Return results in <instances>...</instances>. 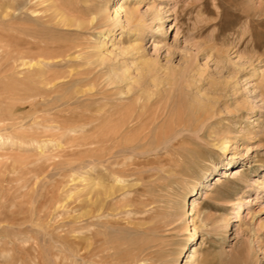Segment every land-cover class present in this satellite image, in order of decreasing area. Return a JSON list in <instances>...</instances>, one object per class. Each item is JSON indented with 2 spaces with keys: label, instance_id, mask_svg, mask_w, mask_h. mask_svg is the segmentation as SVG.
Returning <instances> with one entry per match:
<instances>
[{
  "label": "rangeland",
  "instance_id": "374dc122",
  "mask_svg": "<svg viewBox=\"0 0 264 264\" xmlns=\"http://www.w3.org/2000/svg\"><path fill=\"white\" fill-rule=\"evenodd\" d=\"M40 1L0 0V264H264V0ZM13 39L44 50L31 80ZM12 82L43 131L9 118ZM135 112L106 152L44 129Z\"/></svg>",
  "mask_w": 264,
  "mask_h": 264
},
{
  "label": "bare ground",
  "instance_id": "6f19581e",
  "mask_svg": "<svg viewBox=\"0 0 264 264\" xmlns=\"http://www.w3.org/2000/svg\"><path fill=\"white\" fill-rule=\"evenodd\" d=\"M143 1L144 0H140V1H138V3L141 4ZM45 2H46V0L45 1H40L39 3L44 4ZM48 2H49V0H48ZM117 9H118V7H117ZM117 9H116V12L118 11ZM119 9H121V8H119ZM21 10H23V9H21ZM96 10L93 9L94 12ZM93 13H92V16H94ZM16 14L17 13H11L10 14V17L12 18V20L16 19V18H23L25 16L24 12H20L18 17L16 16ZM123 15H124V19H125L126 23H130L132 27H135V26H137V25H139L141 23V22L139 23L138 20H137V8L136 7H134L133 9H130V7H129L128 9H126L124 11ZM99 17H100L99 13H95V17H93L91 20L98 19ZM48 20H50V19H48ZM60 20L63 21L65 24H70L72 22V20L69 19L68 16L67 17L61 16ZM116 20H117L116 21V25L119 26V29H122L124 27V24H123V21H122V17L118 16ZM17 29H19L22 34H24V32L27 31L26 28H23V27H20V28H17ZM131 29L133 31V28H131ZM13 32H14V30H13ZM99 34L102 37L107 38L109 35H112V30L110 28L109 29L107 28L106 31L100 32ZM11 38H13V36ZM14 38H16V37H14ZM21 39H24V38H21ZM20 41L21 42L18 43V41L16 42L13 39V40H11L9 42V44L7 46L8 53H9L10 60H11V65L13 67V70L18 68L19 69V73L27 74L29 76V78H30L29 80H31V79H33V77L30 74L29 70H27V69L29 67L31 68V67L37 66L41 62V59L43 58V54L42 53H43L44 50H42V48L39 47V46H36V47L33 48V47L27 45L28 43H26V42H28V41H26V40H20ZM141 48H142L141 45H137V47H136V49H138V50L141 49ZM23 52H25V53H23ZM28 52H30V54H28ZM38 70H39V68H37V67L34 68V72L35 73L38 72ZM14 73H16V72H14ZM25 79L27 80V78H25ZM26 83H25V86L20 84L21 86L18 87V89H16L15 82H12L11 85H10V89H9V93H8V104H7L9 118L16 119L17 117H30L33 120V123L31 125H29L30 128H28V129L29 130H33L34 132L35 131L37 132L38 130L40 131L41 127L43 128L42 123L38 122V120H37V118L39 116H41V115H39V114L35 115V113L38 111L37 108H33V107L32 108H27V102L28 101L25 99L24 96L27 93V91L30 92V91H33L34 89L33 88H31V89L28 88L27 87L28 84L26 85ZM70 118H71V120H69L68 122L65 121L66 123H63L64 125L51 124V125L45 126L44 129H46V130L49 129V128H56V129L63 128L64 129L65 127H68V129L70 131H72V132L86 131L88 133V135H89V137H88L89 140L86 143L87 144L86 147L88 146L90 152L91 151H95L96 147H99V148L100 147H102V148L104 147L103 151H105L107 149L105 146L113 145L114 143H116V145H117V143L121 141V138L122 139L124 138V135H126V136L128 135V133H129L128 130H131L130 133H132V134H134V136H136L142 130L148 128L147 126H149V124L152 121V120L149 121V122L148 121H144L141 118V115L138 114V112H135V113H133L131 115H128V116H126V114H124V116L119 118L120 122L118 120V121L114 122V124H112L113 119L111 117V114H105L104 117H102V120H101V122L104 125V128H103V130L101 131L100 134H96L93 131L94 128H95L94 127L95 124L93 122V120H94L93 117L91 118V120L83 119L82 117H78V116H74V115L72 117H70ZM68 119H69V117H68ZM70 121L72 122V124L69 123ZM16 124H17V122H16ZM16 124H14V125H16ZM43 124H44V122H43ZM46 124H49V123H46ZM65 124H67V125L65 126ZM17 125H19V124H17ZM150 125H152V124H150ZM15 129L21 130V129H23V126L22 125L15 126ZM12 130H14V129L12 128ZM41 131H43V130L41 129ZM57 131H59V130H57ZM128 136H131V135H128ZM223 144L224 143L220 144V145H222V149H221L222 152L225 151L224 148L227 146V145H223ZM110 149H112V148L110 147ZM227 174H228L227 171H224V175L223 176H226ZM58 208L60 209V207L56 206L54 210H59ZM57 264H59V263H57ZM176 264H178V260L176 261Z\"/></svg>",
  "mask_w": 264,
  "mask_h": 264
}]
</instances>
